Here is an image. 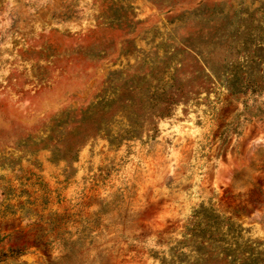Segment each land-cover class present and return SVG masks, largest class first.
Wrapping results in <instances>:
<instances>
[{
  "label": "rangeland",
  "instance_id": "374dc122",
  "mask_svg": "<svg viewBox=\"0 0 264 264\" xmlns=\"http://www.w3.org/2000/svg\"><path fill=\"white\" fill-rule=\"evenodd\" d=\"M0 264H264V0H0Z\"/></svg>",
  "mask_w": 264,
  "mask_h": 264
},
{
  "label": "trees",
  "instance_id": "16d2710c",
  "mask_svg": "<svg viewBox=\"0 0 264 264\" xmlns=\"http://www.w3.org/2000/svg\"><path fill=\"white\" fill-rule=\"evenodd\" d=\"M164 109H166V108H164ZM162 115V114H161ZM160 115V116H161ZM128 122H129V126H130V128H132L133 126H135L136 125V119L135 118H128V120H127Z\"/></svg>",
  "mask_w": 264,
  "mask_h": 264
}]
</instances>
